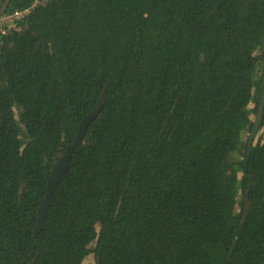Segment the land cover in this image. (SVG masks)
Returning <instances> with one entry per match:
<instances>
[{"label": "trees", "instance_id": "trees-1", "mask_svg": "<svg viewBox=\"0 0 264 264\" xmlns=\"http://www.w3.org/2000/svg\"><path fill=\"white\" fill-rule=\"evenodd\" d=\"M25 10L0 26V264H264V139L246 161L264 0H10L0 17Z\"/></svg>", "mask_w": 264, "mask_h": 264}, {"label": "water", "instance_id": "water-1", "mask_svg": "<svg viewBox=\"0 0 264 264\" xmlns=\"http://www.w3.org/2000/svg\"><path fill=\"white\" fill-rule=\"evenodd\" d=\"M9 3H10V0H6L5 4L1 8L0 15H2L5 12ZM102 106H103L102 100H100L95 110H93L92 112H90L88 115H86L83 118L81 124L79 125L78 133L75 139L73 140V142L67 145L65 153L54 164L51 170V173L49 175L48 182H47L45 198L43 202L41 203L39 210H38V216H37V222H36V233L42 228L43 222L48 215L49 208L53 201V194L56 188L58 187L59 183L63 179L64 175L69 170V163H70L73 152L83 142L87 129L93 123V121L99 116L102 110ZM262 108H263V104H261L259 107L258 113L254 120L253 129L251 130L248 141H247L248 153H247L246 161L249 159L252 148L257 140V136H258L260 126H261V121H262Z\"/></svg>", "mask_w": 264, "mask_h": 264}, {"label": "built area", "instance_id": "built-area-1", "mask_svg": "<svg viewBox=\"0 0 264 264\" xmlns=\"http://www.w3.org/2000/svg\"><path fill=\"white\" fill-rule=\"evenodd\" d=\"M28 12L29 10H25L23 12H16L11 15H6V16L3 15L2 17H0V26H2L3 24H6L8 28H13V26L15 27V24H14L15 20L22 19Z\"/></svg>", "mask_w": 264, "mask_h": 264}, {"label": "rangeland", "instance_id": "rangeland-1", "mask_svg": "<svg viewBox=\"0 0 264 264\" xmlns=\"http://www.w3.org/2000/svg\"><path fill=\"white\" fill-rule=\"evenodd\" d=\"M11 26H13V25H11ZM250 108H253V105H251ZM260 138L263 141V139H264V129H260L259 130V133H258V136H257V140H259ZM83 264H96L94 256L93 255H89L88 257H86L85 260L83 261Z\"/></svg>", "mask_w": 264, "mask_h": 264}]
</instances>
